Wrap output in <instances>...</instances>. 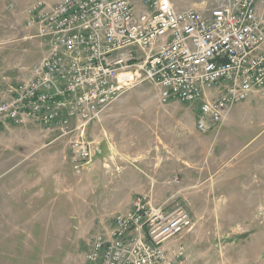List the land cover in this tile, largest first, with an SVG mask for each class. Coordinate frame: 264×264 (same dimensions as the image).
I'll use <instances>...</instances> for the list:
<instances>
[{
	"label": "rangeland",
	"instance_id": "obj_1",
	"mask_svg": "<svg viewBox=\"0 0 264 264\" xmlns=\"http://www.w3.org/2000/svg\"><path fill=\"white\" fill-rule=\"evenodd\" d=\"M36 1L61 2L0 0V101L43 56V41L25 28ZM171 1L179 11L214 4ZM198 118V106L161 105L155 87L135 79L87 128L99 153L81 176L72 170L69 145L54 133L34 124L0 126V264H86L93 235L138 195L190 215V229L165 244L183 248L171 264H264V100L235 105L218 134L200 133ZM124 172L141 175L143 187H119L115 180L104 187L106 177ZM24 174L38 188L15 193ZM56 174L66 187H55ZM151 177L178 183L150 187Z\"/></svg>",
	"mask_w": 264,
	"mask_h": 264
},
{
	"label": "built area",
	"instance_id": "obj_2",
	"mask_svg": "<svg viewBox=\"0 0 264 264\" xmlns=\"http://www.w3.org/2000/svg\"><path fill=\"white\" fill-rule=\"evenodd\" d=\"M26 16L45 50L0 101V126L54 133L76 175L96 154L87 128L135 79L153 85L161 105L198 106L200 133L218 134L235 105L264 100V0H214L207 11H179L171 0L36 1ZM191 222L184 209L138 195L93 235L86 264H171L183 248L165 244Z\"/></svg>",
	"mask_w": 264,
	"mask_h": 264
},
{
	"label": "crops",
	"instance_id": "obj_3",
	"mask_svg": "<svg viewBox=\"0 0 264 264\" xmlns=\"http://www.w3.org/2000/svg\"><path fill=\"white\" fill-rule=\"evenodd\" d=\"M182 163H183V170H182V172H183L182 173L183 174V180L186 181V160H184ZM25 175L26 174H24V177L22 176V182L24 183V184L22 183V185H23L22 187H14L12 185L14 187L13 191L15 193L19 194V192L25 191V190L30 192L29 190H32L33 188H36V189L38 188V187H34L35 184L32 185L30 180L25 178ZM54 177L57 180V183L54 184L55 187H66L63 184L62 177H59L57 174ZM149 179H150V182H151L150 187H173L172 184H175V183H172V182H169V181L168 182L161 181L160 184H159L158 183L159 179L156 178V177H151ZM103 181H104V187H112L113 185L111 186V183L113 181H114V183L119 184L118 185L119 187H121V186H123V187H143V185L141 184V182H142L141 175H137V173H131V172L121 173V175H120V177H118V179H113L112 180L110 177H106V179H104ZM37 182H36V184H37ZM68 187H77V186H76V184H70ZM3 189H4V187H0V199H2V201L4 200L3 199L4 198V195H3V191L4 190ZM5 190H7V194L9 192L10 193L12 192L11 187H5ZM162 190H164V189L159 188L158 190H156L157 194L161 193Z\"/></svg>",
	"mask_w": 264,
	"mask_h": 264
},
{
	"label": "water",
	"instance_id": "obj_4",
	"mask_svg": "<svg viewBox=\"0 0 264 264\" xmlns=\"http://www.w3.org/2000/svg\"><path fill=\"white\" fill-rule=\"evenodd\" d=\"M95 150H96V154H95V156H96V155L99 153V151H98V150H99L98 147H96Z\"/></svg>",
	"mask_w": 264,
	"mask_h": 264
}]
</instances>
